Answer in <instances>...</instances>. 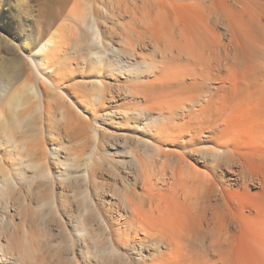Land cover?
<instances>
[{"label":"rangeland","instance_id":"374dc122","mask_svg":"<svg viewBox=\"0 0 264 264\" xmlns=\"http://www.w3.org/2000/svg\"><path fill=\"white\" fill-rule=\"evenodd\" d=\"M78 2L79 0H0V68L16 60L30 62L35 59L34 54L42 45L44 36L51 34L58 38L64 29L73 30L69 24L76 21L83 12L88 11V15H91L93 7L87 8ZM213 2L212 8L206 10L191 0L159 1L157 9L160 15L153 14L154 25L151 26L149 39L144 38V43H140L136 53L125 51L120 40L122 45L110 44L107 40L105 43L104 35L96 26L84 27L87 30V40L97 45L93 52L103 59L101 69H105L106 57H110L126 70L121 73L116 72L118 78L108 76L105 80L110 84H123L129 73L138 71L140 79L144 81L151 79L150 82H154L152 79L157 78L164 71L163 74L169 75L167 77L160 75L162 78L159 76L157 82L162 83L155 84L156 88L160 87L157 90L152 88V92L153 89L157 91L153 95L150 91L151 87L147 88L146 91L148 89L149 91L146 93L150 95L151 92L147 99H151L150 103L152 101L157 105L151 107L152 103L148 106L153 110L145 111V114L143 112L138 121L127 120L130 126L127 131L106 126L101 117L97 118L96 122L91 120L90 115L79 109L72 99L63 93L58 96L59 101L72 106L86 118L87 132L92 143L94 134L105 131L107 142L115 141L118 148L126 151L129 144L131 146V144L150 143L152 133L159 132L160 127L164 130L166 125L175 126L176 129L171 128V136L169 135L171 138L174 130L178 132V129L183 130V134L181 132L173 134L174 140L167 138L169 141H166L167 144L165 142L162 149L181 152L187 156L188 161L182 165L172 163L175 175L169 184L164 183L163 187V183H159L146 189L147 195L152 198V203L145 202L144 211L141 213L144 225L150 231L161 233L163 236L159 237L162 241L157 242L151 237L143 246L130 248L128 254L118 247V251L126 255L132 264H264V0H213ZM83 8H86V11ZM217 16L219 19L216 18ZM213 18L217 19V24L213 22ZM127 20L128 18H124L120 21L127 22ZM166 25H171L173 28L166 30ZM64 31L63 35L72 33L69 31L64 33ZM106 31L104 28L105 33ZM201 40L202 44H200ZM175 42L179 48L184 49L182 58L174 55L177 53L174 48ZM210 42H214V45H210ZM23 45H29L28 48L36 45L33 51L35 53L30 57L27 56L22 50ZM202 45L209 48L200 49ZM165 47L168 51L161 55L160 52ZM227 47L230 48L229 52L226 51ZM197 50H200L202 55L209 56L212 53L211 56L216 57L215 83L210 84L201 100V103H204L206 98L210 99L208 96H213L212 101L216 103V109L209 107L206 112L214 111L216 117H212L216 119L210 117L212 113L192 118L186 113L191 112V109H186L185 112L179 110L178 113L181 117L185 115L183 118L185 121L188 120L187 122L183 121V118H176L169 124V121L165 123L160 116L161 112H158L159 109H171L178 102L180 103V98H184L182 99L184 101L195 95L199 89V83L194 79L197 59H193L195 57L193 52ZM170 52L174 53V57ZM86 53L89 54L91 51L87 50ZM78 57L79 52L74 47H67L62 59L69 70L68 74L75 82L84 81L89 85L93 79V71L89 70L85 63L77 60ZM179 60L185 63H183L185 68ZM169 65L172 66L170 70L167 69ZM179 67L183 68L179 69ZM87 80L89 83L85 82ZM165 81H167L166 85L163 84ZM0 93H2L1 89ZM96 102L94 103L97 104ZM116 116L119 117L118 114ZM177 120L181 123L177 124L179 122ZM183 123L190 125L182 126ZM193 124L197 127H192ZM182 127H187L184 128L185 132ZM195 133L193 142L189 141ZM179 137L178 146H172L170 142L177 143ZM60 142L63 149L69 150L71 145L75 149L78 148V144H70L71 142L68 143L65 139H61ZM185 142H189L186 143V147L183 145ZM181 145L184 147L181 148ZM91 146L87 147L86 154L92 152ZM186 148L201 152L197 153L198 155L187 154ZM0 153L10 154L13 158L24 156L22 152L14 151L10 141L3 136H0ZM110 153L107 163L122 159L119 153L114 154L111 151ZM226 154L227 157L224 156ZM66 157L69 161L74 159L80 161L79 163L86 158L85 156L77 158L73 155ZM6 161L9 163L10 159L6 157ZM97 161L102 160L97 157ZM107 163H103L99 168L105 182H111V174L114 169H118V166L114 165V162L112 167ZM80 174H83V170L78 171L77 175ZM55 177L57 183L55 192H58V181L61 178L58 174ZM227 177L231 180L226 182ZM128 182H131V179ZM129 185L141 193L140 182ZM197 185L201 193L197 194L198 197H205L211 193L213 203L216 202L215 205L212 204L211 209L207 205L199 211L195 209L196 207L188 209L186 204H182L181 198L175 195L195 194L197 192L193 193V191H198ZM98 187L97 197L99 195L113 201L120 196L123 200V205L118 208L120 214L127 217L132 215L133 212L121 193L124 187L111 183L106 187L100 185ZM75 194L58 210L56 221L51 220L52 214L45 208L42 211V218L38 216L29 218L22 215L20 209H15L12 217L8 215L7 219L11 218V224L4 233L0 232V264H106L105 261L96 258L102 252V248L101 251L96 250L94 244L84 238L81 220L83 215L87 216V213L82 207L81 196L79 198L77 197L79 195L75 196ZM33 197V199L28 197L27 203L36 211L38 208L32 203L38 198L41 200L36 188ZM1 209L3 208L0 205V222L3 215ZM211 213L214 216V226L205 230L202 222L204 219L210 220ZM202 234H205L204 241L201 238ZM194 238L192 242L187 240ZM95 240L103 243L99 235H93L91 241ZM215 246L216 248L213 249L212 247Z\"/></svg>","mask_w":264,"mask_h":264},{"label":"bare ground","instance_id":"6f19581e","mask_svg":"<svg viewBox=\"0 0 264 264\" xmlns=\"http://www.w3.org/2000/svg\"><path fill=\"white\" fill-rule=\"evenodd\" d=\"M159 1L161 0H79L80 4L82 3L85 7H93V11H91V15H88L86 8H83L86 12H83L76 21L69 24L73 29L72 31L70 29L65 30L63 26V28L61 27L65 31L72 32L70 35H63L64 30L58 38L56 35L55 37L51 34L46 35L44 36L42 45L37 48L36 54H34L36 55L35 59L30 60V62L16 60L0 68V89L2 90V93H0V136H3V138L6 137L10 141L14 151L16 150L24 154L22 157L13 158L10 154L0 153V205L3 208L1 209L3 213L0 222L1 233H4L11 224V218L9 220L7 216L12 217L15 209H20L21 214L29 218L34 216L42 218V211L45 208L48 213L52 214L51 220L56 221L58 210L63 207L62 205L69 197H73L77 193L79 196L76 194L75 196L79 198L81 196L82 207L87 213V216L85 217L83 215L81 220V229L84 232V238L92 242L96 250L101 251L102 248L100 255L96 256L98 260H103L106 264H132L126 255L118 251V247L128 254L130 248L134 249L138 246H143L151 237L155 238L157 242L162 241L159 236L163 235L155 230L150 231L142 221L141 213L144 211V203H152V198L147 195L146 189L159 183H163V187L165 186L164 183L169 184L171 178L175 175L172 163L182 165L188 161L187 156L181 152H171L164 150L165 148L162 149V146L171 136L172 129L175 128V126L167 127L171 125L169 124L170 121L176 118L182 119L185 116L183 115L181 117L179 115L180 113H178L179 110L185 112L186 109H191V112L187 111L186 113L190 115L189 117L192 116V118L205 113H212V115L208 114V116L211 115L210 117L215 116L214 111L206 112L209 107L216 109V103L212 101L214 99L213 96H208L210 99L206 98L204 103H201V100L205 96L203 93L205 91L207 93L210 84L215 83L216 57L211 56L212 53L209 56L202 55L200 50L193 52V56L196 57L193 59H197V72L193 76L195 81L199 83V89L196 91V94L184 101H182L184 98H180L181 101L179 100L180 103L178 102L177 104L174 101L176 105L174 104L175 106L171 109H159L158 112H161L160 116L163 121L165 120V123L169 121V125H166L164 130L160 127V129L158 128L159 132L152 133L153 142L150 141V143L152 142L151 144L148 142L144 144H131V146L129 144L126 151L118 148L114 143L115 141L107 142V134L104 133L105 131L94 134L92 143L87 132L88 121L86 118L75 111L72 106L66 104L64 101L61 102L58 100V96L63 93L72 99L79 109L88 113L91 120L96 122L101 117L106 126H114L118 130L123 131H127L130 127L127 120L138 121L140 116L143 115V112L145 114L146 112L152 111L153 108L151 107L156 106L157 103L154 104L152 101L150 103L151 99L148 98V101L147 96L151 95L152 88L157 90L160 87L156 88L159 82L162 83L161 81H157L160 75H163L162 77L166 75L163 74L165 71L160 72L161 74L159 73L160 75L154 78L156 81L152 79L154 82H150L151 79L148 81L140 79L137 74L138 71L137 73H129L131 77L129 75L127 77L125 76L127 79L123 81V84H110V82L106 81L108 76L112 75L114 78H118L116 72L120 71L121 73L126 70L121 68L114 60L112 61L110 57H106L105 69H101L100 66L103 64V59L93 52L97 45L87 40V30L84 27L89 25L96 26L98 31L104 35L103 41L105 43L106 40L110 44H117L121 41L125 51L128 53H136V48L141 45L140 43H144V38L149 39V33L152 31L151 26L154 25L153 14L160 15V11L157 9ZM162 1L167 2L169 0ZM178 1L186 2L187 0ZM191 1H194L196 5L206 10H210L214 3L213 0ZM124 18H128L127 22L120 21ZM216 18L219 19L218 16ZM216 18H213V22H216L215 24H217ZM104 28L107 30L106 33L104 32ZM169 28L173 27L166 25V30ZM65 31L64 33H66ZM202 43L201 40L200 44ZM122 44L120 43V45ZM209 44L214 45V42H210ZM27 46L23 45L22 50L30 57L32 53H35L33 51L37 46L31 45L30 48ZM67 47H74L79 52L77 60L85 63L89 67V70L93 71V79H91V82L89 83L88 80L85 81L89 85L85 84L84 81H80L82 84L75 82L73 77L68 74L69 70L65 66V61L62 59L63 52ZM174 48L177 53L170 52L171 55L182 58L184 49L179 48L176 42L174 43ZM202 48L208 49L209 47L202 45L200 49ZM87 50L91 51L95 56H92L91 53L87 54ZM167 51L168 49L165 47L160 53L164 55ZM226 51L229 52L230 48L227 47ZM179 62L182 65L185 64L183 61L179 60ZM170 67L172 66L169 65L167 69ZM181 68L183 67H179V69ZM129 70L131 71V69ZM132 70L134 71V69ZM132 75L134 76L132 77ZM167 76L169 75L167 74ZM162 77L160 76V78ZM169 80L168 82L172 84ZM166 82H163V84ZM155 84L157 85L155 86ZM150 87L151 92L148 95L146 92L149 89L148 91L146 90ZM154 92L157 91L153 89L152 95ZM95 101H97V104L94 103ZM162 102L160 103L161 105ZM146 103L150 104L147 105ZM150 105L151 107H148ZM117 114L119 117L116 116ZM118 118H120L119 121ZM183 119L185 121V118ZM165 123L162 122V124ZM179 123L181 122L179 121L177 124ZM184 123L182 126L189 124L184 125ZM196 125L198 124L196 123ZM192 127L197 126L193 124ZM182 128L184 129L185 127ZM185 129L184 132L186 131ZM178 130L183 134V130ZM175 132L178 131L174 130V135ZM173 134V139L170 137L172 140L175 137ZM194 135L196 133L193 134V137L189 138L191 139L189 141L193 142ZM61 139H65L68 143L71 142L70 144H78V146L75 144L78 148L75 149L71 145L69 150L63 149L60 142ZM178 140H180V137L177 139V143L176 141H172L170 144L172 146H178ZM186 143L189 142L183 144L185 147ZM90 146L92 147V152L86 154V149ZM109 150L114 154L119 153L122 155L120 157L122 159L112 161L114 165L118 166V169H114L111 174L112 181L105 182L106 180L99 167H102L103 163L108 162L107 158L111 155ZM194 150L187 149L186 153L194 155L201 152ZM66 155L77 156V158L85 156L86 158L81 163H79L80 161H74V159L73 161L70 159V162ZM224 156L227 157L228 155L226 154ZM6 157L10 159L9 163H7ZM97 157L102 160L101 162L99 161L100 163L97 161ZM65 162L68 163L66 164ZM110 162L107 164L112 167V162L111 164ZM79 170H83V174H80L81 176L77 175ZM56 174L61 178L58 181V192H55L57 185ZM129 179H131V182H128ZM228 180H231V178L227 177L225 181L227 182ZM137 182L142 184L141 193H138L129 185L130 183L135 184ZM109 183L124 187V189H121V193L128 203V206H130V210L133 212L130 217L120 214L118 208L123 205V200L120 196L114 198L113 201L103 196L98 195L97 197L98 193L96 191L99 189L98 186L106 187ZM34 188L41 195V200L38 198L37 201L35 200L32 203V205L36 204L35 207L38 208L36 211L32 210L31 204L27 203L28 197H32L31 199L34 198ZM196 189L198 191H193V193L197 192L195 194L175 195L181 198L182 204H186L188 209H194L196 207L195 209L199 211L205 205L211 209L215 205L214 203H216H213L211 193L205 197H198L197 194H201L198 185ZM201 201L203 203H200ZM28 211L29 214H27ZM203 221L202 224L205 230H208L210 226L213 228L214 216L212 213L210 220L204 219ZM93 235H99V239L102 238L103 243L101 244L96 240L91 241L93 240ZM201 238L202 240L205 239V234H202ZM187 240L192 242L195 238ZM212 248L214 249L216 246Z\"/></svg>","mask_w":264,"mask_h":264}]
</instances>
